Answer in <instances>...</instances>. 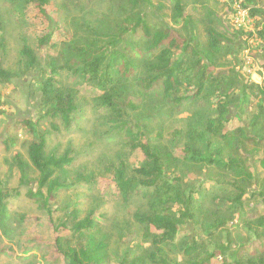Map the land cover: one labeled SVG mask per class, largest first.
Masks as SVG:
<instances>
[{
  "label": "rangeland",
  "instance_id": "374dc122",
  "mask_svg": "<svg viewBox=\"0 0 264 264\" xmlns=\"http://www.w3.org/2000/svg\"><path fill=\"white\" fill-rule=\"evenodd\" d=\"M237 1L241 2L243 13L235 11ZM172 2L141 0L132 6L129 0H54L48 7L46 21L37 18L30 4L25 5L20 14L7 4L0 6V66L11 75L7 81L0 80V187L9 192L11 205L10 231L4 234L0 230V264H62L55 245L59 233L53 232L41 199L27 195L28 191L36 189V171L29 167L28 181L21 183L20 173L13 164L15 154L27 161L29 139L23 129L15 131L16 120H39L42 112L40 80L45 76L46 64L58 55L62 44H80L89 39L105 44L108 40L105 34L112 32L114 22L137 15H141L151 29L169 31L181 39L199 38L204 42L206 20L211 16L224 46L217 59L220 69H233L238 72L237 79L264 86V41L258 35L264 23V0H250V3L246 0H182L184 11L190 16L188 26L177 21ZM47 32L53 33L54 47L38 48L37 38ZM57 35L61 37L60 42L55 39ZM127 40L133 42L132 47ZM117 47L126 50L137 67L136 77L115 96L123 119L108 109L99 108L100 90L83 83L75 87V103L80 116L73 129H62L55 120H40L38 123L39 130L46 134L48 154L59 156L68 151L73 157L65 173H57L65 187L49 200L53 222L65 225L60 232L65 239L58 244L59 248L66 250L77 241L67 219L73 202L77 204L80 217L92 213L100 227V239L107 246L109 264H120L122 260H126V264H153L152 257L161 252L180 260L181 244L187 238L203 237V226L213 224L216 218L226 221L224 228L230 231L231 237H245L246 226L264 213V155L254 144L245 152L251 178L245 183L241 211L230 207L229 193L220 192L202 205L193 221L182 226L186 236L181 243L155 247L143 241L144 228L126 214L115 192L112 176L106 173V166L123 163L128 169L136 165L143 156L133 144L145 142L162 153H171L173 162L169 173H187L191 178L203 179L198 175L200 167L183 159L184 139L173 138L172 133L175 129L187 131L202 126L205 115L192 107L173 112L160 92L143 95L137 77L142 75L143 64L152 61L145 51V42L128 36ZM23 48L34 50L36 62L31 67L21 55ZM62 81L66 86L75 82L65 74ZM121 120L131 131L130 135L122 127ZM49 121L58 129L52 131ZM252 121L250 112L242 113L240 109L230 107L229 129L244 128L256 138L261 131L251 125ZM9 137L17 138V142L7 149L1 143ZM79 174L91 175L95 180L93 187L80 181ZM217 174V171L210 170V175ZM231 176L224 175L225 178ZM130 205L143 208L144 203L135 199ZM222 239L220 233L213 237L217 243Z\"/></svg>",
  "mask_w": 264,
  "mask_h": 264
},
{
  "label": "trees",
  "instance_id": "16d2710c",
  "mask_svg": "<svg viewBox=\"0 0 264 264\" xmlns=\"http://www.w3.org/2000/svg\"><path fill=\"white\" fill-rule=\"evenodd\" d=\"M140 1L129 0L132 6ZM246 2L250 3V0ZM53 3L54 0H0V6L7 4L18 14L23 13L24 6L30 4L37 18L43 21L47 20L48 7ZM237 4L241 6V2L237 1ZM172 7L177 21L188 26L190 16L184 11L182 0H173ZM215 26L212 17L208 16L204 42L199 38L187 40L177 38L169 31L151 29L148 22L137 15L114 22L112 32L105 34L108 39L105 44L93 39L80 44L64 43L58 55L46 64L45 76L40 80L42 112L39 120L19 118L14 125L15 131L23 129L29 137L27 161L15 154L13 164L20 173L21 183L28 181L29 167L36 171V189L34 192L28 191L27 195L41 199L53 232L59 233L55 245L62 264H109L110 258L92 213L80 217L76 202L72 203L67 219L77 241L66 250L59 248L58 244L65 239L60 234L65 225L53 222L49 200L65 187L57 173H65L73 157L68 151L59 156L48 154L46 134L39 130L38 123L40 120H55L62 129H73L80 116V109L75 103V87L83 83L100 90L99 108L108 109L117 118L123 119L122 109L115 102V96L137 75L132 58L127 56L126 50L124 52L117 47L128 36L142 39L146 44V53L152 58V61L143 64L142 75L137 77L141 93L151 95L160 92L173 112L192 107L205 115L202 126L187 131L175 129L172 133L173 138L184 139L181 149L183 159L200 167L198 175L203 176V179L198 176L191 178L187 173H169L173 162L171 153H162L157 147L145 142L133 144L143 156L136 165L128 169L123 163L106 166V173L112 176L115 192L126 214L144 228L143 241L155 247L181 243L186 236V230H181L182 226L193 221L202 205L220 192L229 193L230 207L241 211L246 194L245 183L251 178L245 152L254 144L264 155V86L237 79L238 72H233V69H220L217 59L223 53L224 46ZM52 35V32H47L38 37L37 47H54ZM258 35L264 41V23ZM55 39L61 41L58 35ZM126 43L133 46L129 40ZM31 51L27 48L21 51L28 67L36 62L34 50ZM64 74L74 78L75 82L71 86L63 83ZM10 76L0 66V80L7 81ZM231 106L242 113L250 112L253 115L251 125L258 127L261 135L255 138L244 128L229 129L227 125ZM121 125L130 135L131 131L125 128L123 120ZM49 127L52 131L58 129L54 122H50ZM16 142L17 138L9 137L1 145L10 149ZM211 169L219 174L210 175ZM221 174L232 176L226 179ZM78 179L90 188L95 184L91 175L79 174ZM8 197L9 192L0 187V230L4 234L10 231L11 205ZM135 199L144 203L143 208L131 207ZM214 221L203 226V237L187 238L181 244L180 260L161 252L152 257V263L264 264V213L246 226V236L243 238L231 237L230 231L224 228L226 221L218 218ZM217 233L223 237L220 243L213 240ZM120 264H126V260Z\"/></svg>",
  "mask_w": 264,
  "mask_h": 264
},
{
  "label": "built area",
  "instance_id": "2783aa9c",
  "mask_svg": "<svg viewBox=\"0 0 264 264\" xmlns=\"http://www.w3.org/2000/svg\"><path fill=\"white\" fill-rule=\"evenodd\" d=\"M236 8H237V10H235V11H238V13L239 12H242L243 13V11L241 10V8H240V6L238 4H236Z\"/></svg>",
  "mask_w": 264,
  "mask_h": 264
}]
</instances>
